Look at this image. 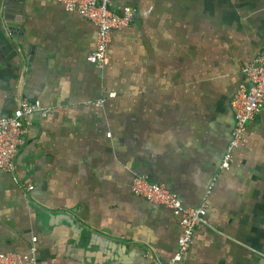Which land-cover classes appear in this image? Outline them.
Returning <instances> with one entry per match:
<instances>
[{
    "label": "crops",
    "instance_id": "1",
    "mask_svg": "<svg viewBox=\"0 0 264 264\" xmlns=\"http://www.w3.org/2000/svg\"><path fill=\"white\" fill-rule=\"evenodd\" d=\"M112 2L135 17L111 33L102 71L86 61L93 26L53 0H25L10 14L19 28L0 36V118L21 100L51 109L26 118L16 171L0 172V253L167 264L182 228L133 195L141 176L206 207L183 264H264V111L221 169L232 98L264 45V0Z\"/></svg>",
    "mask_w": 264,
    "mask_h": 264
},
{
    "label": "built area",
    "instance_id": "2",
    "mask_svg": "<svg viewBox=\"0 0 264 264\" xmlns=\"http://www.w3.org/2000/svg\"><path fill=\"white\" fill-rule=\"evenodd\" d=\"M53 1L65 12L74 13L93 26L95 40L86 61L95 69L102 71L108 65L111 33L129 28L135 17V10L128 5H114L112 0ZM243 73L250 86H241L232 98L234 127L231 142L221 164L223 171L231 169L234 153L245 146L247 125L264 111V45L260 54L243 69ZM110 97L114 95L111 94ZM104 101L101 98L93 105L101 107ZM50 112L51 109L44 106L41 101L21 100L9 116L0 118V172L16 171V158L25 144L26 118L34 114L47 117ZM26 189L33 190V186L27 185ZM130 191L135 197L170 211L178 220L182 234L177 242V250L167 264H183L194 243L197 228L205 222L206 207L185 208L183 202L164 186L152 184L141 176L132 179ZM35 252L33 248L30 254L0 253V264H36Z\"/></svg>",
    "mask_w": 264,
    "mask_h": 264
},
{
    "label": "water",
    "instance_id": "3",
    "mask_svg": "<svg viewBox=\"0 0 264 264\" xmlns=\"http://www.w3.org/2000/svg\"><path fill=\"white\" fill-rule=\"evenodd\" d=\"M24 2L25 0H0V36L3 33L12 36L19 28L21 25L20 18L12 19L10 14L21 16ZM16 15H14V17Z\"/></svg>",
    "mask_w": 264,
    "mask_h": 264
},
{
    "label": "flooded vegetation",
    "instance_id": "4",
    "mask_svg": "<svg viewBox=\"0 0 264 264\" xmlns=\"http://www.w3.org/2000/svg\"><path fill=\"white\" fill-rule=\"evenodd\" d=\"M234 127V126H233ZM232 131H233V129H232Z\"/></svg>",
    "mask_w": 264,
    "mask_h": 264
}]
</instances>
